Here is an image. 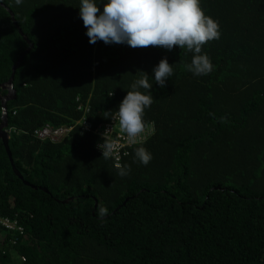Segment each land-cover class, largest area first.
Returning a JSON list of instances; mask_svg holds the SVG:
<instances>
[{
  "label": "trees",
  "instance_id": "1",
  "mask_svg": "<svg viewBox=\"0 0 264 264\" xmlns=\"http://www.w3.org/2000/svg\"><path fill=\"white\" fill-rule=\"evenodd\" d=\"M78 6L0 0V123L23 56L6 100L11 156L0 140V216L19 229L0 223V264H264V0H200L220 32L202 46L204 76L186 48L90 44ZM162 58L163 88L151 75ZM141 71L153 131L119 163L94 131L36 139L79 119V104L93 129L110 122Z\"/></svg>",
  "mask_w": 264,
  "mask_h": 264
},
{
  "label": "clouds",
  "instance_id": "2",
  "mask_svg": "<svg viewBox=\"0 0 264 264\" xmlns=\"http://www.w3.org/2000/svg\"><path fill=\"white\" fill-rule=\"evenodd\" d=\"M23 0H16L17 4ZM102 6V9H101ZM78 16L85 27L90 44L102 41L105 45L124 44L132 48L162 47L171 51L174 46L186 48L192 59L187 70L194 76H204L213 70V64L202 46L219 39V23L204 14L200 0H79ZM154 83L165 87L173 75L172 64L162 58L151 70ZM148 74L130 84V91L117 108L120 130L135 142L145 131L143 116L153 103L150 89L153 84ZM140 89L146 90L141 92ZM5 131V129H4ZM106 159L114 155L115 141L106 140L98 145ZM135 161L147 166L152 154L144 147L135 149ZM130 167L121 166L118 174L125 177ZM105 210H101V215Z\"/></svg>",
  "mask_w": 264,
  "mask_h": 264
},
{
  "label": "built area",
  "instance_id": "3",
  "mask_svg": "<svg viewBox=\"0 0 264 264\" xmlns=\"http://www.w3.org/2000/svg\"><path fill=\"white\" fill-rule=\"evenodd\" d=\"M77 109H81L83 113L79 119H76L71 123L62 124L59 126L44 124L37 130H35L34 135L36 139L40 141L55 142L66 137L76 127H79L81 132L94 131L107 140L115 141L114 155L111 158L115 163H119L122 157L128 153V149L130 146L143 142L149 135H151L153 131V125L146 126L145 131L136 138L135 142H132L127 138V135L120 130L117 113L114 115L113 119L110 122L93 129L92 125L85 117V114L88 111V107H83L82 104H79L77 106ZM5 131L7 132V135L9 137L10 129H6ZM99 151L101 152L100 148ZM0 223L11 229H19L15 221H10L6 218H2L1 216Z\"/></svg>",
  "mask_w": 264,
  "mask_h": 264
},
{
  "label": "water",
  "instance_id": "4",
  "mask_svg": "<svg viewBox=\"0 0 264 264\" xmlns=\"http://www.w3.org/2000/svg\"><path fill=\"white\" fill-rule=\"evenodd\" d=\"M28 41V40H27ZM28 43H30L28 41ZM29 45H32L31 43ZM29 48H27L28 50ZM22 57H19V59L16 61V63L12 66V74L10 78L8 79L7 82V88H8V93L5 95V97L2 98V122L0 123V140L3 141L5 148L8 152V155L11 156L9 146H8V135L7 132L4 131L5 126L7 125V106H6V100L11 99L15 97V90L13 88V77H14V71L18 67L20 61L22 60ZM6 87V86H4ZM16 171V170H15ZM17 172V171H16Z\"/></svg>",
  "mask_w": 264,
  "mask_h": 264
},
{
  "label": "rangeland",
  "instance_id": "5",
  "mask_svg": "<svg viewBox=\"0 0 264 264\" xmlns=\"http://www.w3.org/2000/svg\"><path fill=\"white\" fill-rule=\"evenodd\" d=\"M7 86H8V85L6 84V89H7V91H8V88H7Z\"/></svg>",
  "mask_w": 264,
  "mask_h": 264
}]
</instances>
